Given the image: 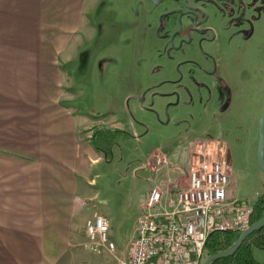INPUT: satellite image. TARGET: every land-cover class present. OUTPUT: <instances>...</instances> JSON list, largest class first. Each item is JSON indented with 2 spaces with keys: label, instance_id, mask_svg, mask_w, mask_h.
<instances>
[{
  "label": "rangeland",
  "instance_id": "rangeland-1",
  "mask_svg": "<svg viewBox=\"0 0 264 264\" xmlns=\"http://www.w3.org/2000/svg\"><path fill=\"white\" fill-rule=\"evenodd\" d=\"M193 4L214 14L209 4ZM183 8L178 0L87 3L86 17L95 36L83 39L67 64V103L123 132L112 139L108 159L92 168V198L84 200L76 217L77 241L56 264H116L107 251L83 245L84 221L96 213L109 222L114 253L127 256L152 183L185 180L193 151L205 150L206 144V150L224 151L223 140L208 143L211 138L229 145L231 195L253 203L264 191V173L256 158L264 112V14L252 10L258 15L254 39L242 42L235 35L227 40L226 33L216 44L200 32L201 17L189 13L186 23L197 28L186 44L177 33ZM223 24V31L238 28L227 26L228 18ZM86 134L90 136L92 128ZM252 253L264 264L263 248L253 247Z\"/></svg>",
  "mask_w": 264,
  "mask_h": 264
},
{
  "label": "crops",
  "instance_id": "crops-1",
  "mask_svg": "<svg viewBox=\"0 0 264 264\" xmlns=\"http://www.w3.org/2000/svg\"><path fill=\"white\" fill-rule=\"evenodd\" d=\"M88 1L0 0V264H56L92 198L86 130L102 120L67 103L66 68L95 36Z\"/></svg>",
  "mask_w": 264,
  "mask_h": 264
},
{
  "label": "built area",
  "instance_id": "built-area-1",
  "mask_svg": "<svg viewBox=\"0 0 264 264\" xmlns=\"http://www.w3.org/2000/svg\"><path fill=\"white\" fill-rule=\"evenodd\" d=\"M202 148L192 153L185 186L151 185L127 256L114 253L109 222L99 213L85 220L83 245L91 251H107L116 264H201L212 231L248 227L253 203L231 195L224 151L206 150L207 144ZM161 161L157 158V163Z\"/></svg>",
  "mask_w": 264,
  "mask_h": 264
},
{
  "label": "flooded vegetation",
  "instance_id": "flooded-vegetation-1",
  "mask_svg": "<svg viewBox=\"0 0 264 264\" xmlns=\"http://www.w3.org/2000/svg\"><path fill=\"white\" fill-rule=\"evenodd\" d=\"M180 3L184 5L182 11H179V20H181L182 24H180L177 33L182 41L186 44L189 43L193 35L196 31V26L190 23H186L187 15L189 13H194L195 15H199L203 22V28L201 33H206L207 37L214 43H218L223 34L227 33V40H231L235 35H240L242 38V42L251 37H255L254 29L256 23V14L252 15V10L257 11L258 13L264 14V0H178ZM192 1H201L205 4H209L214 9V14H210L209 11L204 8L198 6H191ZM191 16V15H190ZM189 16V17H190ZM228 18L227 26H236L237 29L234 30H224L223 21ZM242 23H246V27H242ZM201 27V26H200ZM219 27V28H217ZM222 33V34H221ZM253 42V41H252ZM189 62H194L191 59H187ZM218 62H216L215 68L216 70L220 68L218 66ZM216 80L221 81L220 74H215ZM223 140V142L221 141ZM210 141L214 142H222L224 144V154L228 161V164L231 163V153L228 143L224 139H214L211 138Z\"/></svg>",
  "mask_w": 264,
  "mask_h": 264
},
{
  "label": "trees",
  "instance_id": "trees-1",
  "mask_svg": "<svg viewBox=\"0 0 264 264\" xmlns=\"http://www.w3.org/2000/svg\"><path fill=\"white\" fill-rule=\"evenodd\" d=\"M101 119V116H96ZM123 132L118 127H111L104 123H97L92 127V134L87 138L89 144L104 158L108 159L112 145V139ZM264 191L256 196L253 202V211L250 224L255 222L263 214ZM239 231L221 230L212 231L204 246V257L228 248L234 243ZM260 247L264 249V225L248 234L241 245L232 254L212 260L209 264H259L253 256L252 248Z\"/></svg>",
  "mask_w": 264,
  "mask_h": 264
},
{
  "label": "water",
  "instance_id": "water-1",
  "mask_svg": "<svg viewBox=\"0 0 264 264\" xmlns=\"http://www.w3.org/2000/svg\"><path fill=\"white\" fill-rule=\"evenodd\" d=\"M256 158L260 170L264 173V112L260 117V121L258 125V144H257ZM263 225H264V210L260 218H258L248 227L239 231L238 236L232 245L214 254L206 255L201 261V264H209L212 260L216 258L225 257L232 254L237 250V248L241 245L242 241L248 234L262 227Z\"/></svg>",
  "mask_w": 264,
  "mask_h": 264
}]
</instances>
